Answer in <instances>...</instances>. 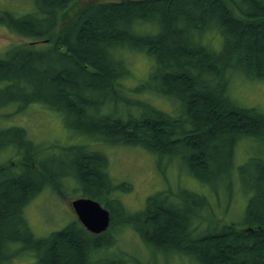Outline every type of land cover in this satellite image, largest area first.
Here are the masks:
<instances>
[{"label": "trees", "instance_id": "trees-1", "mask_svg": "<svg viewBox=\"0 0 264 264\" xmlns=\"http://www.w3.org/2000/svg\"><path fill=\"white\" fill-rule=\"evenodd\" d=\"M78 1L31 0L28 12L0 10L1 26L25 40L42 41L44 46L14 44L0 56L4 264L20 251L33 254L35 264H88L89 251L96 255L106 246L111 256L120 257L119 264H159L158 254L164 256V264L173 255L187 257L189 264H264V155L248 158L232 174L228 162H234V151L228 157L225 151L235 134H241L239 144L246 140L264 144V140H254L264 139V113L238 102L229 86L231 79L217 84L216 77H225L231 64L215 72L207 58L223 61L232 36L231 50L245 68L234 65L253 79L264 80V0H242L248 6L243 13L235 0L96 2L76 5L74 17L68 19ZM208 20L213 23L207 24ZM209 25L224 37L220 53L195 42L196 35L204 36ZM133 53L148 58L152 70L146 79L127 87L125 82L133 76L127 56ZM204 70L214 72L206 84L199 75ZM106 89L110 94L100 98ZM167 92L181 98L169 99ZM158 100L171 102L172 114ZM33 104L51 110L65 128L78 135L103 134L97 138L104 140L96 146L99 152L84 155V145H73L62 147L58 160L45 155L50 150L34 143L23 127L12 126V117ZM107 146H135L164 157L168 166L177 162L183 182L191 178L199 188L187 185L173 192L166 187L168 174L160 171L164 188L146 197L141 208L130 211L122 197L131 188L110 175ZM178 146L185 152L175 157L171 152ZM55 162L62 170L56 175ZM217 180L222 182L215 189L212 185ZM252 184L258 192L249 188ZM233 190L246 202L241 218L220 222L209 198L225 193L228 202ZM45 191L100 202L110 212L108 229L94 235L73 216L64 227L38 237L35 249L25 246L22 239L34 235L25 209ZM124 230L151 251L147 262L118 250Z\"/></svg>", "mask_w": 264, "mask_h": 264}, {"label": "rangeland", "instance_id": "rangeland-1", "mask_svg": "<svg viewBox=\"0 0 264 264\" xmlns=\"http://www.w3.org/2000/svg\"><path fill=\"white\" fill-rule=\"evenodd\" d=\"M116 0H79L75 4L69 13L67 14L68 19L74 17L77 7H81L96 3ZM1 9L14 10L19 13L28 12L31 10V0H0ZM63 22H66L64 20ZM221 39V38H220ZM216 33L211 35H205L204 42L207 41L213 46V50H218L222 39L220 40ZM27 43V40L17 36L8 30L5 26L0 25V56L4 54L6 49L10 45ZM43 45L36 46L35 48H43ZM128 57V63L132 77L126 82L127 87H134L141 80L147 78V70L150 68L149 59L145 56L137 53L130 54ZM151 62V61H150ZM152 65V63H151ZM231 79V80H230ZM229 86L233 96L245 107L256 108L258 111L264 113V80L252 79L242 70L232 71L229 78ZM261 81V82H259ZM140 100H149L147 96H139ZM150 102H152L150 100ZM160 105L164 104V111L172 114L171 102L168 101H156ZM153 103V102H152ZM155 105V104H152ZM32 112L26 113L19 112L12 117L13 124L23 125V128L28 132L29 137L34 143L42 145L47 151L45 155H53L58 160L60 157L62 147L66 146H77L85 145L88 141L86 136H75L73 131L65 128L62 119L53 112L47 110L40 105H32ZM30 109H28L29 111ZM11 123V120H10ZM93 143V140L91 144ZM242 145L238 148H242L246 157L242 159L243 164L249 157L247 155L252 153L253 156L262 155L264 151V144L261 142L252 143L249 140L241 142ZM239 149V150H240ZM10 153V152H9ZM108 155H110L108 162H110V173L116 182H125L131 188L129 194L122 197V202L126 208L130 211L138 210L143 203L145 197L160 191L164 188V176H160V171L168 174L170 183L166 185L175 192L177 189L185 186L197 189L199 188L198 183L193 181L191 178H187L186 182H183L184 177L182 176L181 166H178L177 162H173L171 166L167 165V160L159 158L156 155L147 153L135 146L127 147H111L109 148ZM4 156H2L3 158ZM12 159H16L15 157ZM63 160V159H62ZM47 161V160H46ZM67 160L62 163L66 164ZM58 163H54L53 172L55 175L59 173ZM159 167V169H158ZM60 174V173H59ZM60 183V182H59ZM72 185H70L71 187ZM207 192V191H204ZM234 201L230 206L228 215L232 216L234 220L240 219L238 216L240 205L242 204L243 197L239 191H234ZM76 197H60L57 194L51 192H42L33 201H31L25 209L24 216L29 224L32 233L37 237H46L52 231L60 229L73 220V213L68 205V201ZM215 205L212 206L216 213L220 216L221 208L224 206V196L218 195V199H214ZM214 213V211H213ZM241 215V214H240ZM205 225V224H203ZM205 228V227H204ZM203 228V229H204ZM120 243L118 250L128 257H136L142 263L147 262L148 256L151 255L150 250H145L136 237L131 231H125L120 234ZM24 257V256H23ZM159 264H164V256L157 255ZM26 259V258H25ZM154 259V258H153ZM21 261H24L20 263ZM11 264H27L29 261L21 258ZM187 257H180L173 255L169 259L168 264H189ZM35 264V262H34Z\"/></svg>", "mask_w": 264, "mask_h": 264}, {"label": "bare ground", "instance_id": "bare-ground-1", "mask_svg": "<svg viewBox=\"0 0 264 264\" xmlns=\"http://www.w3.org/2000/svg\"><path fill=\"white\" fill-rule=\"evenodd\" d=\"M236 2H237V4L239 5V7H240V11H242V13L243 12H246L247 11V9H248V6H247V4L245 3V2H243L242 0H235ZM235 3V2H234ZM0 10H5V9H1V6H0ZM12 11H14V10H12ZM14 12H16V13H18L19 14V12L18 11H14ZM241 18L244 20H247V17H246V14H242L241 15ZM209 23H213V21H211V20H208V22H207V24H209ZM215 28L214 27H212V26H210L209 25V27L206 29V35H211L212 34V32H213V34L215 33ZM217 31V30H216ZM194 35V34H193ZM217 35H218V37H219V39L221 38L222 39V42H221V45H220V47H219V49L218 50H213V46L211 45V43H209V42H207V41H205L204 42V37H203V34H199V35H196V38H195V42L197 41L198 42V44H200V46H202V47H205V48H207V49H209L210 51H212V52H215V53H220L222 50H223V43H224V37H223V35L220 33V32H218L217 31ZM193 36L191 35V38H192ZM220 39V40H221ZM191 40V39H190ZM27 42H30V43H34V47H36V46H39V45H43V43H42V41H31V40H27ZM232 43H234V39H233V37L231 36L230 38H229V41H228V48H227V50L225 51V54H224V57H223V61H218V60H220V59H216L215 57V59L214 58H212V57H207L208 58V60H209V62H211V64H212V68H213V70L216 72V71H218L219 69H221L222 67H224V66H227V65H230L231 64V66L225 71V77L223 76V75H218L217 77H216V82H217V84L218 85H223V83H224V80L226 79V80H228L229 78H230V75L232 74V71H235V70H237V69H239V70H242L240 67H238V66H241L242 68H245V67H243L242 66V64L241 63H239L238 62V60H237V54L236 53H233V51L231 50V44ZM189 44L191 45L192 43H191V41L189 42ZM41 49V48H40ZM212 58V59H211ZM150 63V65H149V69L147 70V76L149 75V73H150V71L152 70V65H151V62H149ZM130 64V63H129ZM128 64V65H129ZM234 64H238V66H235ZM244 73H245V71L244 70H242ZM210 71H207V70H204V71H201L200 72V80H203V84H206V82H205V80H209L210 79V77L212 76V75H214V72H211V73H209ZM248 75V74H247ZM250 78H252L253 79V77L252 76H249ZM225 78V79H224ZM208 86H209V88L211 89V90H214L213 89V87H211L209 84H208ZM118 87V86H117ZM116 91H117V89H116ZM211 92V91H210ZM25 94V93H24ZM34 96H35V93H32ZM110 94V89H106L105 90V94H100V98H102V97H105V96H107V95H109ZM166 97L167 98H169V99H174V100H178L179 98H181V95H179V94H176V93H174V94H172L171 92H167L166 93ZM179 97V98H178ZM33 105H35V104H33ZM44 108H46V107H44ZM28 109H30L29 111H28ZM47 109V108H46ZM49 111H51V110H49ZM91 111V110H90ZM23 112V114L25 115L26 113H31L32 112V109H31V106L29 105V106H27L26 108H24V110L22 111ZM52 112V111H51ZM92 112V111H91ZM186 118H187V120H188V114L186 113ZM185 118V119H186ZM12 126H17V127H19V126H21V127H23V125H19V124H12ZM75 134V136H78V137H81V136H83V135H78V134H76V133H74ZM94 134V135H93ZM99 135V136H98ZM257 134H254L253 136H256ZM101 136H103V137H105L103 134H100V133H98V132H92V131H89V133L86 135V138H88V141L85 143V145H84V152H83V154L84 155H94V154H97L98 152H99V150L98 149H96V146H98V144H100L101 145V143L102 142H104V140H102V141H100L99 142V139H97V138H102ZM241 138V134H235L232 138H231V140H229L228 141V145H227V147H228V149H226L225 151H226V153H227V157L229 156V154H231V151H234V162H228L230 165H231V168H230V170H231V173L232 174H235L236 173V170H237V168H239V167H237V166H240V165H244L243 163H241L242 162V159L243 158H245L246 157V154L243 152V149L241 148H238V144H239V140H241L240 139ZM92 140H93V143L91 144V142H92ZM254 140H256V141H263L264 139H262V140H258V138L256 137V138H254ZM255 141V142H256ZM42 146V145H41ZM103 146H105V144L103 143ZM43 147V146H42ZM111 147H113V146H107V149H108V151H109V148H111ZM44 148V147H43ZM235 149V150H234ZM240 149V150H239ZM179 152H185L184 151V148H182V147H180V146H178V147H176L171 153H175V154H172L173 156H175V157H179L180 155H182L181 153H179ZM262 155H264V151H263V153H262ZM248 157L249 158H252L253 157V154L252 153H249L248 154ZM229 160H230V157H229ZM221 163V162H220ZM234 163V164H233ZM229 164H228V166H229ZM221 165H224V164H221ZM108 168H109V173H110V163H109V166H108ZM159 169V168H158ZM243 170V169H242ZM251 174H253L252 172H250ZM110 175H111V173H110ZM113 177V176H112ZM226 179V178H225ZM224 179V180H225ZM221 180H217V181H215L214 182V184L212 185L213 186V188H215V189H217V188H219L220 187V185H221ZM257 185H250V189L251 190H256L257 192H258V189H257ZM219 193H221V192H219ZM154 194V193H153ZM153 194H151V195H153ZM224 195H225V193H223ZM222 194V195H223ZM219 195V194H218ZM218 195H216V194H214V195H212L210 198H209V202L208 203H210L211 204V206H214L215 205V202H214V199H218ZM61 197V196H60ZM193 205H195V203L193 202ZM245 205H246V202L245 201H242V204L240 205V210H243L244 209V207H245ZM38 237L37 236H35V235H33L32 236V238L29 236V235H26V237L25 238H23L22 239V242H23V244L25 245V246H27V247H29V248H32V249H35V247H36V242H35V240L37 239ZM27 247H25V249H27V250H30L29 248H27ZM5 250H3L2 249V246L0 245V264H4V262H5ZM88 256H87V261H88V264H119L118 263V261L117 260H119V262H120V257H118V256H115V255H112L111 256V253L109 252V250L107 249V246L106 247H104V248H100V249H98V251H97V253H96V255H95V252H92V250L91 251H89V253L87 254ZM24 256V257H23ZM94 256H95V258H94ZM21 258H24V260H26V261H31L30 262V264H34V262H35V257H34V255L33 254H31V253H25L24 251H20L18 254H16V255H14V256H12L8 261H7V263H5V264H11V263H13V262H15V261H21ZM26 258V259H25ZM22 262H24V261H21L20 263H22ZM25 263H27L28 264V262H25Z\"/></svg>", "mask_w": 264, "mask_h": 264}, {"label": "water", "instance_id": "water-1", "mask_svg": "<svg viewBox=\"0 0 264 264\" xmlns=\"http://www.w3.org/2000/svg\"><path fill=\"white\" fill-rule=\"evenodd\" d=\"M77 220L85 230L98 235L106 231L110 225V213L97 201L80 197L69 203Z\"/></svg>", "mask_w": 264, "mask_h": 264}]
</instances>
